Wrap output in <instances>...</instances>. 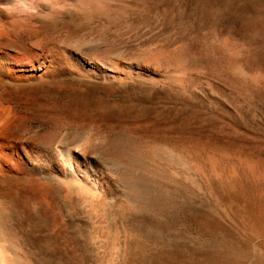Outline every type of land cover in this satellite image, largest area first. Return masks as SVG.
<instances>
[{
	"label": "rangeland",
	"instance_id": "rangeland-1",
	"mask_svg": "<svg viewBox=\"0 0 264 264\" xmlns=\"http://www.w3.org/2000/svg\"><path fill=\"white\" fill-rule=\"evenodd\" d=\"M94 9L36 38L128 79L64 75L11 88L7 102L29 138L53 139L60 154L64 140L89 146L77 150L108 197L92 204L48 177H38L44 189L1 178L18 256L264 264V0H94Z\"/></svg>",
	"mask_w": 264,
	"mask_h": 264
},
{
	"label": "bare ground",
	"instance_id": "bare-ground-1",
	"mask_svg": "<svg viewBox=\"0 0 264 264\" xmlns=\"http://www.w3.org/2000/svg\"><path fill=\"white\" fill-rule=\"evenodd\" d=\"M92 11H95L94 0H0V180L17 177L27 185L43 188L45 183L38 177H48L65 189L66 196L74 194L94 204L95 199L105 200L108 192L103 187L107 182L94 175L93 160L86 152L77 150L89 146L78 140L61 141L59 145L66 149L63 155L52 149L53 139L29 138L21 128L22 115L13 116L7 102L11 88L22 92L31 83L64 75L128 79L131 71L123 72L121 78L117 72L100 69L95 61L84 59L76 49L37 40V32L42 29H51L57 22H71L85 12V15L92 14ZM184 76L167 74L164 79L176 84L184 82ZM19 103L26 108L27 98H21ZM85 184L92 185L93 192ZM30 205L34 209L37 207L33 202ZM2 208L0 264H24L25 260L23 263L16 252L15 237L6 216L8 212L5 214V208Z\"/></svg>",
	"mask_w": 264,
	"mask_h": 264
},
{
	"label": "clouds",
	"instance_id": "clouds-1",
	"mask_svg": "<svg viewBox=\"0 0 264 264\" xmlns=\"http://www.w3.org/2000/svg\"><path fill=\"white\" fill-rule=\"evenodd\" d=\"M18 2H20V0H18Z\"/></svg>",
	"mask_w": 264,
	"mask_h": 264
}]
</instances>
